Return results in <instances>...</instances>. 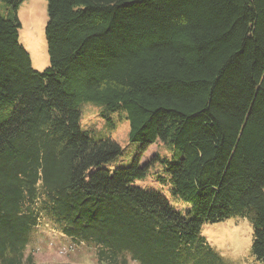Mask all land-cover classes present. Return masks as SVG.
I'll return each instance as SVG.
<instances>
[{
  "label": "trees",
  "instance_id": "trees-1",
  "mask_svg": "<svg viewBox=\"0 0 264 264\" xmlns=\"http://www.w3.org/2000/svg\"><path fill=\"white\" fill-rule=\"evenodd\" d=\"M0 1V264H30L44 218L99 264H224L201 228L234 216L264 264V0H47L43 72L19 39L25 0ZM83 102L125 111L132 166L102 168L121 146L81 129ZM158 141L178 159L141 167ZM156 162L186 214L132 185Z\"/></svg>",
  "mask_w": 264,
  "mask_h": 264
},
{
  "label": "rangeland",
  "instance_id": "rangeland-1",
  "mask_svg": "<svg viewBox=\"0 0 264 264\" xmlns=\"http://www.w3.org/2000/svg\"><path fill=\"white\" fill-rule=\"evenodd\" d=\"M0 10L4 15L7 14L2 1ZM18 17L21 22L19 39L31 57L33 68L43 72L50 66L46 40L48 1H23L18 9ZM80 110L81 129L85 133L95 141L112 138L121 146V154L102 168L113 173L117 169L132 166L140 151V143L130 140V125L125 111L118 110L105 118L101 113L102 107L92 102H83ZM175 152L171 145L158 141L145 152L139 165L142 167L151 162L156 154L161 158L176 160L178 156H175ZM97 169L87 172L86 180ZM132 185L160 192L182 214H186L190 208L188 202L172 194L171 176L161 162L149 166L146 176L134 180ZM201 235L222 258L224 264H255L251 254L253 224L249 218L234 216L218 223L204 224ZM25 256H32L30 264H99L95 258L94 246L87 243L75 245L47 218L30 231ZM129 264L138 263L131 261Z\"/></svg>",
  "mask_w": 264,
  "mask_h": 264
}]
</instances>
